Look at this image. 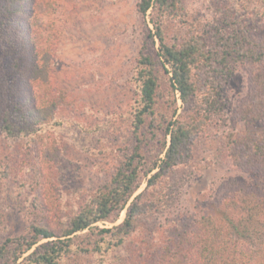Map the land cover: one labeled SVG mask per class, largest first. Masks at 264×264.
Instances as JSON below:
<instances>
[{"label":"rangeland","instance_id":"obj_1","mask_svg":"<svg viewBox=\"0 0 264 264\" xmlns=\"http://www.w3.org/2000/svg\"><path fill=\"white\" fill-rule=\"evenodd\" d=\"M135 4L136 0H0V80L6 81V90L15 100L21 89L27 97L31 92L36 94V115L31 118V113H16L20 128L31 127V119L41 122L26 133L18 129L0 134L4 135L0 137V244L7 237L27 235L33 220H62L76 212L108 180L105 153L132 151L136 143L132 127L123 120L138 98L131 76L145 33ZM252 4L256 14L250 12L252 20L246 22L245 12L230 0H182L190 20L194 18L217 33L239 27L249 46L261 52L264 11H257L264 0H253ZM33 11L38 29L26 31L24 22ZM35 35L45 41L40 54L31 52L30 41ZM252 68L250 61L236 63L223 82L222 109L215 124L196 142L190 162L170 175L168 206L139 219L124 244L104 253L106 264H158V239L166 234L156 231L168 219L190 224L212 213V202L229 191L227 185H254L259 175L264 183V169L234 164L239 157H244L243 162L258 163L244 152L256 153V145L264 144V122L252 117L260 90L249 81ZM29 77H35L32 88L26 85ZM45 102L49 111H43ZM177 107L181 111L179 99ZM19 109L22 112L21 106ZM47 112L57 115L56 120L46 119ZM0 113L3 118L2 110ZM107 118L120 125L104 130ZM100 132L107 144L105 150L101 141V146L95 147V134ZM49 148L57 158L46 157L40 162ZM17 164H27L24 170L27 166H37L38 170L24 173ZM39 170L58 175L62 171L63 181L57 189L50 188L47 175ZM260 190L264 194V189ZM37 195L41 204L35 206L31 201ZM124 214L121 211L113 224L121 222ZM95 225L98 228L92 231L100 237L104 234L98 229L112 223ZM95 259L92 255L86 262L94 264Z\"/></svg>","mask_w":264,"mask_h":264},{"label":"trees","instance_id":"obj_2","mask_svg":"<svg viewBox=\"0 0 264 264\" xmlns=\"http://www.w3.org/2000/svg\"><path fill=\"white\" fill-rule=\"evenodd\" d=\"M230 2L245 12L246 22L256 14L251 8L253 0ZM135 7L145 33L131 76L138 98L130 115L123 120L132 127L136 142L132 151L105 153L108 180L76 212L62 220H33L27 235L2 241L0 264H87L92 255L96 258L94 264H106L104 253L124 244L135 232L139 219L168 206L170 175L190 162L196 142L215 124L222 109L223 82L231 76L236 63L250 61L253 66L249 81L260 90L255 95L257 105L253 104L252 117L264 122V47L259 52L255 46H249L239 27L222 33L207 30L194 18H188L182 0H136ZM259 11H264V5L258 7ZM34 12L24 22L26 31L37 27ZM240 18L245 19L242 15ZM58 33L55 29V34ZM30 42L31 52L40 54L45 42L42 37L36 36ZM34 79L27 78L26 85L32 88ZM5 86L6 81L0 80V110L4 113L3 118L0 113V134L34 130L41 123L38 119L30 120L31 127L20 128L16 113H31V118L36 115V94L31 92L27 97L21 89L15 100L8 94L9 86ZM177 99L181 101V111ZM44 109L50 110L46 102ZM45 117L52 120L57 115L47 112ZM104 121L108 125L104 130L120 125L109 118ZM95 136V147L101 146L98 144L101 141L105 150L107 144L100 137L101 132ZM255 151L244 154L258 163L243 162L244 157H239L234 164L262 171L264 144L256 145ZM46 157L57 155L49 148L39 161L44 163ZM27 164L17 167L24 173L38 170L37 166H27L25 171L22 167ZM61 172L58 175L38 171L47 175L46 183L55 189L63 181ZM256 180L259 181L254 185H227L229 191L212 202V213H205L190 224L176 218L163 223L160 231H156L166 234L158 239V264H264V194L260 190L264 189V183L260 175ZM39 201L37 195L31 202L37 206L41 204ZM123 210L121 222L113 224ZM100 221L112 225L99 228L98 232L104 235L97 237L92 229L98 228L95 224Z\"/></svg>","mask_w":264,"mask_h":264}]
</instances>
